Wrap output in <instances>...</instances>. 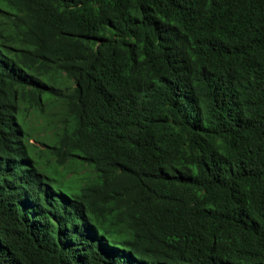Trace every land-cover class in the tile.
<instances>
[{"label":"trees","instance_id":"obj_1","mask_svg":"<svg viewBox=\"0 0 264 264\" xmlns=\"http://www.w3.org/2000/svg\"><path fill=\"white\" fill-rule=\"evenodd\" d=\"M0 264H264V0H0Z\"/></svg>","mask_w":264,"mask_h":264},{"label":"rangeland","instance_id":"obj_2","mask_svg":"<svg viewBox=\"0 0 264 264\" xmlns=\"http://www.w3.org/2000/svg\"><path fill=\"white\" fill-rule=\"evenodd\" d=\"M32 126H33V128L36 130V131L33 133V134H34V138L42 139L43 136L45 137V136L48 134L47 132L44 133V131H38V122H34ZM30 142H31V143H35V141H33V140H31ZM80 172L82 173L83 170L81 169ZM88 172H89V170H88Z\"/></svg>","mask_w":264,"mask_h":264}]
</instances>
